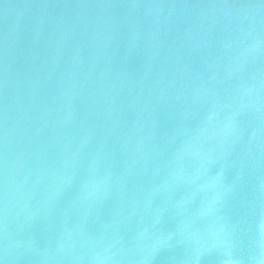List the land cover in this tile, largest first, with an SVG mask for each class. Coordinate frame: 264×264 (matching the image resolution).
<instances>
[{"label": "water", "instance_id": "water-1", "mask_svg": "<svg viewBox=\"0 0 264 264\" xmlns=\"http://www.w3.org/2000/svg\"><path fill=\"white\" fill-rule=\"evenodd\" d=\"M0 264H264V0H0Z\"/></svg>", "mask_w": 264, "mask_h": 264}]
</instances>
